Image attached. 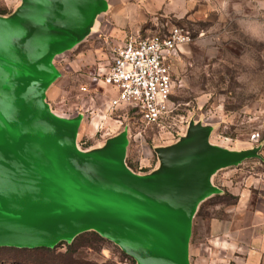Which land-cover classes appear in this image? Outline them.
I'll list each match as a JSON object with an SVG mask.
<instances>
[{
    "label": "water",
    "instance_id": "obj_1",
    "mask_svg": "<svg viewBox=\"0 0 264 264\" xmlns=\"http://www.w3.org/2000/svg\"><path fill=\"white\" fill-rule=\"evenodd\" d=\"M65 8L43 0L2 24L0 245H52L93 227L138 264H188L187 220L212 190L207 177L250 150L214 149L202 133L163 153L161 171L149 179L126 174L123 136L77 159L69 137L74 120L57 121L42 101L52 51L77 37L83 24L77 3L68 0Z\"/></svg>",
    "mask_w": 264,
    "mask_h": 264
},
{
    "label": "rangeland",
    "instance_id": "obj_2",
    "mask_svg": "<svg viewBox=\"0 0 264 264\" xmlns=\"http://www.w3.org/2000/svg\"><path fill=\"white\" fill-rule=\"evenodd\" d=\"M140 1L134 0L135 5H141ZM5 7L9 9L0 0V9ZM169 8L174 11L163 8L148 13L146 21H138V31L114 41L109 38V11H102L82 41L52 51L47 62L56 71L45 84L42 101L57 121L74 120L69 137L79 160L104 150L109 138L123 136L122 163L131 178H154L163 167V153L187 146L190 138L198 140L202 133L214 149L258 151L259 157H244L213 171L211 178L220 193L198 199L187 220L184 254L188 263L194 215L199 210L222 212L237 199L231 182L264 176V0H170ZM8 13L0 14V33ZM175 25L187 29L191 39L179 44L169 58L168 111L155 122H144L126 105L98 116L109 102L103 74L115 46L131 36L167 33ZM90 95L96 102H89ZM113 241L88 233L71 246L58 243L52 253L0 248V264H60L64 255L90 264H133Z\"/></svg>",
    "mask_w": 264,
    "mask_h": 264
},
{
    "label": "crops",
    "instance_id": "obj_3",
    "mask_svg": "<svg viewBox=\"0 0 264 264\" xmlns=\"http://www.w3.org/2000/svg\"><path fill=\"white\" fill-rule=\"evenodd\" d=\"M5 1L9 6L10 18L24 12L32 3L37 4L43 0ZM67 1L52 0V2L61 3L64 9H66ZM73 1L82 9L83 24L80 26L81 31L77 37L67 43L66 47L82 41L90 33L92 27L96 25L99 14L103 13L102 11H109V38L112 41L138 31V21H146L148 13L161 11L163 8H166L167 10L164 11L169 13L174 11L173 8H169L170 0H141V5H135L134 0H130V2H124V0ZM173 15L180 17L182 14L174 12ZM113 57L114 54H112L106 70L111 65ZM50 71L51 77L48 81L52 79L56 70L52 66ZM106 86L109 87V102L107 100V104L99 109L98 116H103L108 111L111 113L114 108L123 105L111 106V99L116 97L117 90L112 85L106 84ZM44 93H46L45 88ZM97 100L101 101L98 98ZM90 101L96 102L94 96H89ZM85 102L82 106L86 104ZM113 139L117 140L118 138H109L108 141ZM234 152L241 153L243 151ZM256 156H259L258 151L250 149L249 154L243 155L239 161L244 157ZM222 167L225 166H220V168ZM213 173L207 177V184L212 187V190L202 200L220 190V187L212 181ZM230 184L233 193L237 195L235 203L227 205L220 213H208L206 216L200 213L194 215L190 228L191 238L188 244V264H264V176L253 177L250 175L246 180L235 181Z\"/></svg>",
    "mask_w": 264,
    "mask_h": 264
},
{
    "label": "built area",
    "instance_id": "obj_4",
    "mask_svg": "<svg viewBox=\"0 0 264 264\" xmlns=\"http://www.w3.org/2000/svg\"><path fill=\"white\" fill-rule=\"evenodd\" d=\"M191 39L189 31L175 25L167 33L131 36L114 48L103 82L117 90L111 106L134 109L144 122H155L169 109L172 88L171 53Z\"/></svg>",
    "mask_w": 264,
    "mask_h": 264
},
{
    "label": "trees",
    "instance_id": "obj_5",
    "mask_svg": "<svg viewBox=\"0 0 264 264\" xmlns=\"http://www.w3.org/2000/svg\"><path fill=\"white\" fill-rule=\"evenodd\" d=\"M8 12H9V9H6V7L3 8V9H0V14H5V13H8ZM257 157H259V156H257ZM216 193L219 194L220 192H216ZM212 210H214V209L212 208ZM199 211H200L199 213L201 215H203V216H206V214H208V213L202 212L201 210H199ZM209 213H215V212L214 211H211ZM88 233L95 234L99 238H107L109 240H112V239H110V238H108L106 236H103L96 228H87L85 230H81V231L75 233L72 238H69V239H64V238L58 239L52 245L16 246V245H6V244H3V245H0V248H9V249H15V250H22V251H36V250H38V251H42V252L44 251L43 253H52L51 251L55 252V249H56V246H57L58 243L65 242V243H67L68 246H71L73 244H76V242L78 241V239L81 236H83L84 234H88ZM113 242H115V241H113ZM115 243L118 244L117 242H115ZM120 247H121L122 251L124 253H126V255L128 257H130L132 259L133 264H138V260H137V258L135 256H133L132 254H130L129 252H127L122 246H120ZM59 255H63V254L60 253ZM56 256H58V255H56ZM64 258L65 259H61L60 260V262L63 261V263H60V264H90V262H87L86 260L80 261L78 259H75L71 255H68V256H65L64 255ZM17 264H29V263H20L19 262Z\"/></svg>",
    "mask_w": 264,
    "mask_h": 264
}]
</instances>
